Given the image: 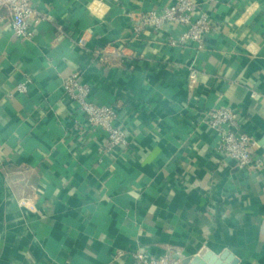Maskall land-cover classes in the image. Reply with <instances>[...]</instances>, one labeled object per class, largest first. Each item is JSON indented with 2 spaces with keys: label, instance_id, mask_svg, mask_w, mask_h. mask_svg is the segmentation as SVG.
<instances>
[{
  "label": "crops",
  "instance_id": "0c3cea01",
  "mask_svg": "<svg viewBox=\"0 0 264 264\" xmlns=\"http://www.w3.org/2000/svg\"><path fill=\"white\" fill-rule=\"evenodd\" d=\"M176 1L34 0L31 41L0 20V264H264V169L224 157L205 121L233 109L264 159V0H196L217 27L202 49L172 46L171 25L135 31ZM77 72L128 147L105 153L64 94Z\"/></svg>",
  "mask_w": 264,
  "mask_h": 264
},
{
  "label": "built area",
  "instance_id": "2783aa9c",
  "mask_svg": "<svg viewBox=\"0 0 264 264\" xmlns=\"http://www.w3.org/2000/svg\"><path fill=\"white\" fill-rule=\"evenodd\" d=\"M34 7V0H0V20L9 19L12 23L14 34L21 40L31 41L34 38L32 19L36 23L47 19L39 18ZM136 22L135 31L143 32L146 29H161L166 25L174 26L181 33L171 36L169 43L172 46L194 45L202 49L205 40L216 30L215 23L207 13H199L196 0H177L163 11H149L132 15ZM101 61H104V50L96 51ZM196 71L191 73L192 81L196 78ZM26 84L19 86V91H27ZM63 91L79 111L85 115L92 130L102 131L106 137L105 153L116 149H123L130 145L127 133L116 126L118 110L114 106L97 103L91 98V89L81 83L80 74L77 72L66 78L63 82ZM208 126L219 133V151L224 157L233 161L241 169L261 171L264 169V159L254 157L259 148V142L251 135L238 130V115L231 108H216L205 113ZM130 257L136 264H184L183 256L167 253L157 257L145 251H131Z\"/></svg>",
  "mask_w": 264,
  "mask_h": 264
},
{
  "label": "water",
  "instance_id": "95a60500",
  "mask_svg": "<svg viewBox=\"0 0 264 264\" xmlns=\"http://www.w3.org/2000/svg\"><path fill=\"white\" fill-rule=\"evenodd\" d=\"M224 258H226V255L224 256ZM190 262H192V261H186L184 264H189ZM199 263H201L200 262V259H195L193 262H192V264H199Z\"/></svg>",
  "mask_w": 264,
  "mask_h": 264
}]
</instances>
